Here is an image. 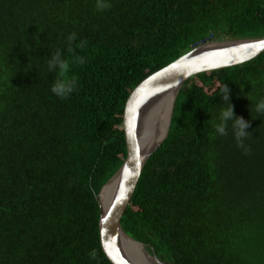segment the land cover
I'll return each mask as SVG.
<instances>
[{
  "label": "trees",
  "instance_id": "trees-1",
  "mask_svg": "<svg viewBox=\"0 0 264 264\" xmlns=\"http://www.w3.org/2000/svg\"><path fill=\"white\" fill-rule=\"evenodd\" d=\"M99 2L110 7L0 0V264H114L98 193L128 155L130 93L200 44L264 36V0ZM58 50L76 80L65 98L51 91ZM224 85L234 115L250 123L247 155L232 121L227 135L215 130ZM261 101L264 52L191 76L121 217L125 231L169 264H264Z\"/></svg>",
  "mask_w": 264,
  "mask_h": 264
},
{
  "label": "water",
  "instance_id": "water-1",
  "mask_svg": "<svg viewBox=\"0 0 264 264\" xmlns=\"http://www.w3.org/2000/svg\"><path fill=\"white\" fill-rule=\"evenodd\" d=\"M262 52H264V36L210 40L154 71L132 90L125 106L128 155L120 169L109 177L98 193L101 244L107 257L114 264H147L141 261L140 257L134 256L128 244L124 243L123 234L126 233L144 244L125 231L121 217L131 200L148 159L169 134L174 104L182 86L195 74L241 64L256 58ZM172 91H175V94L170 104L171 112L166 134L152 150H145L142 131L145 125L149 126L157 105L172 96L169 94ZM113 177L117 178V184L110 200L104 204L100 199V193ZM149 253L159 264H169L155 251H149Z\"/></svg>",
  "mask_w": 264,
  "mask_h": 264
},
{
  "label": "clouds",
  "instance_id": "clouds-1",
  "mask_svg": "<svg viewBox=\"0 0 264 264\" xmlns=\"http://www.w3.org/2000/svg\"><path fill=\"white\" fill-rule=\"evenodd\" d=\"M110 7V4L100 3L98 0L97 8L98 9H107ZM258 37V36H250ZM235 38V37H234ZM241 38V37H240ZM76 39L75 33L69 36V41H74ZM237 39V38H235ZM86 41L81 42V47L86 44ZM69 51H72L70 48ZM79 63L83 64L84 59L80 58ZM70 68V63L68 60L62 58V53L58 50L52 54L51 59L48 62L49 72L56 71L58 69V78L54 81L51 91L60 98H65L74 91L76 80L75 78H68V72ZM221 94L223 101L228 105L226 109H223L220 113L219 120L220 122L215 125L216 132L221 135H227L228 122L232 121V131L234 139L237 143V147L243 148L245 154H248V149L245 148L244 140L249 136V132L246 131L249 128L250 123L243 119L242 117H236L234 115L233 106L228 103L229 101V89L226 85L221 89ZM256 110L258 112H264V101H261L257 106ZM148 250V249H147ZM149 251V250H148ZM91 258H95V252L90 253Z\"/></svg>",
  "mask_w": 264,
  "mask_h": 264
},
{
  "label": "bare ground",
  "instance_id": "bare-ground-1",
  "mask_svg": "<svg viewBox=\"0 0 264 264\" xmlns=\"http://www.w3.org/2000/svg\"><path fill=\"white\" fill-rule=\"evenodd\" d=\"M172 96L162 101L159 105H157V114L155 115L154 121L148 127H144L142 131V141L145 150H152L157 143L165 136L167 127H168V118L170 117V104L172 102L175 91L170 92ZM164 107H167L166 109ZM154 112V113H155ZM163 120H166L165 125L163 124ZM117 178L113 177L110 182L104 187V189L100 193V199L102 203L108 202L110 197L116 187ZM124 243L128 244V247L134 256L140 257L141 261L147 264H159L155 257L147 251V248L144 244L134 240L126 233L123 234Z\"/></svg>",
  "mask_w": 264,
  "mask_h": 264
},
{
  "label": "rangeland",
  "instance_id": "rangeland-1",
  "mask_svg": "<svg viewBox=\"0 0 264 264\" xmlns=\"http://www.w3.org/2000/svg\"><path fill=\"white\" fill-rule=\"evenodd\" d=\"M164 108L166 109L167 107H164ZM158 111H159V110H157L156 112H158ZM156 112L153 114L152 119H151V121L149 122V126H150L151 123L154 121V119H155V115L157 114ZM162 122H163V124L165 125V120H163ZM149 126H148V128H149Z\"/></svg>",
  "mask_w": 264,
  "mask_h": 264
}]
</instances>
